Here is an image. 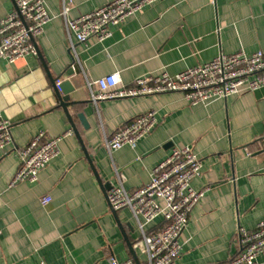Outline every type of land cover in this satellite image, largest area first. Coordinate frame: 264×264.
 <instances>
[{
    "label": "crops",
    "instance_id": "obj_1",
    "mask_svg": "<svg viewBox=\"0 0 264 264\" xmlns=\"http://www.w3.org/2000/svg\"><path fill=\"white\" fill-rule=\"evenodd\" d=\"M111 1L44 0L52 18L35 39L37 54L0 59V114L12 135L0 153V264H106L110 257L145 264L133 246L136 221L128 208L111 209L107 193L118 175L128 191L144 185L152 167L183 145L201 161L191 186L203 196L188 214L177 263L228 264L240 250L238 228L251 230L264 217V88L196 105L180 92L94 104L86 84L118 72L131 86L139 76L175 74L220 52L264 53V0H156L112 26L104 41L77 42L67 20ZM13 8V0H0V19ZM59 78L74 88L64 104ZM151 109L157 124L134 149H107L106 139ZM67 130L36 182L9 186L18 151L34 134ZM46 195L51 201L42 205ZM161 226L157 219L145 230ZM257 259L264 264V253Z\"/></svg>",
    "mask_w": 264,
    "mask_h": 264
},
{
    "label": "built area",
    "instance_id": "obj_2",
    "mask_svg": "<svg viewBox=\"0 0 264 264\" xmlns=\"http://www.w3.org/2000/svg\"><path fill=\"white\" fill-rule=\"evenodd\" d=\"M156 0H113L81 16L68 19L66 28L79 43L94 37L99 42L112 35L111 27L127 17L141 11ZM14 8L0 19V59L8 63L29 54H37L35 39L44 31L51 20L44 0H13ZM69 6H64L66 14ZM73 57L71 67L74 69ZM63 79L55 81L60 91ZM90 100L137 97L166 92H180L191 105L205 104L215 99L264 88V53L237 51L220 52L210 60L190 66L175 74L162 71L135 78L126 86L118 72L101 76L87 82ZM157 124L156 111L148 110L138 115L115 131L105 140L109 151L123 146L134 149L139 140L149 134ZM72 133L67 130L60 135L47 137L44 131L34 134L29 143L18 151V168L9 182L34 183L39 172L60 153V141ZM12 135L10 121L0 114V153L10 146ZM118 175V174H117ZM201 175V161L190 145L174 146L169 154L152 167L149 180L133 191L125 189L122 177L107 193L111 209L128 208L140 231L133 246L145 255V264H178L181 250L179 241L188 214L203 196V190L191 186V181ZM46 205L51 197L41 198ZM160 219L162 226L146 231L145 226ZM239 252L228 264H262L257 257L264 253V217L248 230H237ZM39 264H46L43 260ZM106 264H140L135 257L117 259L110 257Z\"/></svg>",
    "mask_w": 264,
    "mask_h": 264
},
{
    "label": "water",
    "instance_id": "obj_3",
    "mask_svg": "<svg viewBox=\"0 0 264 264\" xmlns=\"http://www.w3.org/2000/svg\"><path fill=\"white\" fill-rule=\"evenodd\" d=\"M59 86H60V91L56 89V93H57L58 97L61 98L62 104H64L69 99L68 94L71 91H73L74 88H73V86H71V84L68 80L62 81ZM78 118L82 122V124L87 127V121H86V119L82 113H78Z\"/></svg>",
    "mask_w": 264,
    "mask_h": 264
}]
</instances>
